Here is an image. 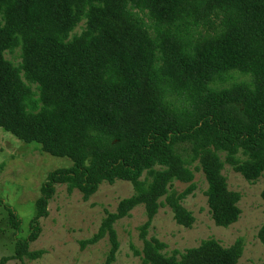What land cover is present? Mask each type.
I'll return each mask as SVG.
<instances>
[{
  "label": "trees",
  "instance_id": "1",
  "mask_svg": "<svg viewBox=\"0 0 264 264\" xmlns=\"http://www.w3.org/2000/svg\"><path fill=\"white\" fill-rule=\"evenodd\" d=\"M17 47L14 65L4 54ZM0 129L71 160L47 173L25 237L0 197L15 237L0 264L42 256L29 245L57 185L86 201L116 180L133 193L81 241L107 238L102 264L116 258L114 224L140 204L142 264H239L242 238L168 253L147 231L162 206L192 227L183 200L195 188L194 171L221 227L238 220L241 198L228 188L224 164L248 182L264 177V0H0ZM260 195L264 201V187ZM257 238L264 244V222Z\"/></svg>",
  "mask_w": 264,
  "mask_h": 264
},
{
  "label": "rangeland",
  "instance_id": "2",
  "mask_svg": "<svg viewBox=\"0 0 264 264\" xmlns=\"http://www.w3.org/2000/svg\"><path fill=\"white\" fill-rule=\"evenodd\" d=\"M83 24V21L80 22L71 35L79 34ZM4 56L14 65L21 62L18 47L6 51ZM70 165L69 158L53 156L42 151L38 144L24 143L0 129V197L21 219V230L17 236L25 237L28 233V222L35 212L34 203L47 173ZM222 173L228 188L241 194L238 202L240 215L235 223L228 227L214 224L206 203V181L200 171H194L195 188L183 200L184 207L195 218L192 227L178 225L170 209L162 206L148 228L147 238L154 236L164 242L168 253L174 249L182 252L207 238L216 239L224 247L242 238L243 251L238 263L264 262V244L257 238L264 222V201L260 195L264 177L248 182L227 164H224ZM175 186L182 190L186 185L176 183ZM132 193L133 187L128 181L103 182L84 201L77 190L68 193L65 185H57L47 205V216L39 219L40 234L29 245L30 251L42 250L44 253L35 260L13 259L5 264H102L108 249L107 238L85 247L81 246V241L97 231L106 212L114 211L118 202ZM145 220L144 207L140 204L130 211L129 216L116 221L114 228L119 248L113 264H142L135 251H140L142 247L139 227ZM14 243L13 229L7 224L6 209L0 207V258L13 254Z\"/></svg>",
  "mask_w": 264,
  "mask_h": 264
}]
</instances>
